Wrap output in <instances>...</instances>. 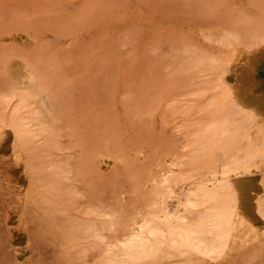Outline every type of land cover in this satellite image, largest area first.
I'll return each instance as SVG.
<instances>
[{
    "label": "rangeland",
    "instance_id": "rangeland-1",
    "mask_svg": "<svg viewBox=\"0 0 264 264\" xmlns=\"http://www.w3.org/2000/svg\"><path fill=\"white\" fill-rule=\"evenodd\" d=\"M230 31L235 44L216 41ZM261 32L264 0H0V98L31 68L56 106L52 136L31 148L0 123V264H100L103 249L84 231L95 212L125 223L156 210L163 186L151 174L170 170L177 186L199 171L213 99L229 95L223 113L264 94V71L248 91L233 77ZM223 158L215 149L209 165ZM56 167L69 171L53 176ZM241 181L255 230L223 257L163 264H264V161Z\"/></svg>",
    "mask_w": 264,
    "mask_h": 264
},
{
    "label": "bare ground",
    "instance_id": "bare-ground-1",
    "mask_svg": "<svg viewBox=\"0 0 264 264\" xmlns=\"http://www.w3.org/2000/svg\"><path fill=\"white\" fill-rule=\"evenodd\" d=\"M234 33L216 36V41L235 44L238 34ZM254 38L258 47L246 59L242 71L233 73L234 79L246 83V91L257 84L260 71H264V32ZM227 96L213 99L214 113L203 123L196 139L199 171L182 177L177 186L178 179L171 177L170 170L159 177L151 174L150 179L163 186L155 192L159 198L156 210L125 223L111 212L99 210L95 212L97 221L84 226L86 234L94 237V244L103 249L100 264H163L168 260L186 263L223 257L237 240L255 230L253 220L242 208L241 178L258 161H264V94L250 96L245 103L230 104L221 113L220 102ZM10 102L12 108L0 115V123L11 126L26 148L39 138L52 136L56 106L34 69L28 68L0 98L3 106ZM48 148L46 143L39 150ZM215 149L222 150L224 157L218 166L209 165ZM66 171L69 169L56 167L52 175L62 176ZM38 180L47 191L56 188ZM39 199L42 203H58L45 193ZM255 200L257 212L264 218V194ZM122 225L125 230L115 234ZM110 234H115L114 238Z\"/></svg>",
    "mask_w": 264,
    "mask_h": 264
}]
</instances>
